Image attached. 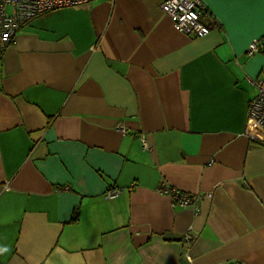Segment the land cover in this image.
Segmentation results:
<instances>
[{
    "label": "crops",
    "instance_id": "crops-1",
    "mask_svg": "<svg viewBox=\"0 0 264 264\" xmlns=\"http://www.w3.org/2000/svg\"><path fill=\"white\" fill-rule=\"evenodd\" d=\"M162 1L46 11L6 47L0 264H264V128L247 118L264 0H202L198 38ZM160 184L211 195L195 213Z\"/></svg>",
    "mask_w": 264,
    "mask_h": 264
},
{
    "label": "built area",
    "instance_id": "built-area-1",
    "mask_svg": "<svg viewBox=\"0 0 264 264\" xmlns=\"http://www.w3.org/2000/svg\"><path fill=\"white\" fill-rule=\"evenodd\" d=\"M90 0H0V62L6 47L14 39L18 30L38 15L53 9L87 3ZM160 8L172 21L175 30L192 38L203 37L210 32V27L201 22L200 18L205 6L202 0H163ZM262 48L258 41L249 43L246 53L252 55ZM256 93L248 101L247 118L264 128V67L259 75L252 80ZM118 129L125 131L123 125ZM145 145L144 137L141 138ZM159 190L170 196L174 205L190 207L195 213L199 210L202 198L210 197V193L188 194L180 189L168 187L163 184ZM122 191L119 187H111L104 193L106 198H114ZM197 235L188 229L182 240L190 244ZM229 264H244L234 261Z\"/></svg>",
    "mask_w": 264,
    "mask_h": 264
},
{
    "label": "trees",
    "instance_id": "trees-1",
    "mask_svg": "<svg viewBox=\"0 0 264 264\" xmlns=\"http://www.w3.org/2000/svg\"><path fill=\"white\" fill-rule=\"evenodd\" d=\"M75 213L72 214V217H74Z\"/></svg>",
    "mask_w": 264,
    "mask_h": 264
}]
</instances>
